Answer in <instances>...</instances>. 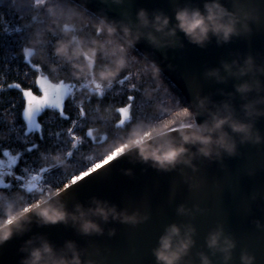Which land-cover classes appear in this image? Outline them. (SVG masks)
<instances>
[{
  "label": "clouds",
  "instance_id": "clouds-1",
  "mask_svg": "<svg viewBox=\"0 0 264 264\" xmlns=\"http://www.w3.org/2000/svg\"><path fill=\"white\" fill-rule=\"evenodd\" d=\"M42 3L46 5L43 22L33 27L21 52L42 66L49 65L53 71L59 65H67L68 73L58 74L55 78L49 76L52 83L75 79L107 86L128 72L143 81L141 95L152 102L151 113L156 116L167 114L162 119L133 116L130 123L122 125L117 115L120 105H105L99 109L100 114L120 130V135L100 148L96 160L102 162L115 153L114 159L134 156L157 170L171 171L181 164L195 169L198 157L222 161L225 154L237 155L241 144L264 143V133L257 127V121L264 117V79L260 78L264 76V58L258 62L256 54L248 53L242 58L237 54L231 61L223 60L222 67L206 72L207 76L220 82L227 79L224 72L229 76H250L235 85L244 101L240 106L241 116L234 103L235 93H228V99L219 103L209 95H198L188 104H174L161 64L148 52L140 56L135 54L136 45L142 39L157 49L183 47L185 38L201 48L207 47L213 39L218 45L230 43L234 37L251 33L252 24L264 18L255 0H231V6L225 0H203L202 6L198 0H185L175 7L174 18L163 9L141 7L136 11L135 19L93 13L86 3H65V0H42ZM86 26H90V31H82ZM49 34H59L52 42L51 54ZM51 56L59 64L52 63ZM201 115H206L202 121ZM127 116L128 109H125L124 117ZM93 131L107 134L104 125L95 126ZM51 162L64 168L71 167L63 151L51 153ZM80 172L71 174L68 181ZM126 174L131 175L132 170L127 169ZM67 191L63 184L46 187L43 191H29L27 187L13 191L0 189V245L30 232L34 223L71 225L81 235L95 236L103 235L105 225L111 221L135 226L150 219L148 212L129 211L99 197H92L87 206L76 203L69 208L63 198ZM197 211L204 210L199 205L195 209L185 204L177 208L181 215L194 216ZM255 223L258 228H264L260 220ZM116 232L115 227L107 229L109 236H115ZM196 233L197 227L192 223L167 225L152 248L155 264H196L190 258L196 245ZM206 245L213 255L222 254L224 264H231L238 241L220 224L209 231ZM20 252L24 253L20 264H103L77 241L68 239L58 247L42 233L25 240ZM197 255L198 264H214L207 252L200 251ZM239 259L240 264H256L255 254L246 248Z\"/></svg>",
  "mask_w": 264,
  "mask_h": 264
},
{
  "label": "water",
  "instance_id": "water-1",
  "mask_svg": "<svg viewBox=\"0 0 264 264\" xmlns=\"http://www.w3.org/2000/svg\"><path fill=\"white\" fill-rule=\"evenodd\" d=\"M71 3H86L93 13H106L110 18L135 19L136 11L145 7L149 10L163 9L173 16L175 7L185 0H67ZM201 4L203 0H198ZM231 6V0H225ZM264 14V0H255ZM249 34L234 37L230 43L218 45L213 39L207 47L201 48L186 38L183 47L153 48L146 40H140L135 52L151 54L163 67L164 79L176 90L184 104L195 101L197 96L209 95L217 103L228 99V93H235L234 103L238 114L243 116L244 103L235 85L250 76L236 77L223 74V82L209 77L210 68L222 67L223 60L231 61L235 55L241 58L248 53L257 55L258 62L264 58V18L252 24ZM183 35V34H181ZM171 65V67H169ZM264 79V76L260 77ZM184 94V96L179 92ZM251 95H255L252 93ZM206 115H201L202 121ZM257 127L264 133V117L257 121ZM238 139V137H237ZM198 165L181 164L171 171L157 170L150 164L140 162L134 156H122L109 165H103L100 173L85 178L64 194L68 207L76 203L88 205L92 197L106 199L127 208L140 209L150 213V219L139 225L111 221L105 225L103 235L84 236L71 225L56 224L41 226L33 224L32 230L23 236H16L0 245V264H20L24 253L20 247L29 237L45 234L58 247L68 239L88 249L89 254L103 261V264H155L152 248L167 225L175 222L181 225L192 223L197 227L196 245L191 259L199 262L198 252H207L214 264H224L222 254H212L207 248L209 231L222 224L226 233L238 241L231 264H240V253L248 249L256 256V264H264V228H258L255 221L264 223V143L241 144L235 156L224 155L223 160L198 157ZM131 169L132 174H126ZM195 209L199 205L204 211L195 215H181L179 205ZM117 229L115 236H109L108 228Z\"/></svg>",
  "mask_w": 264,
  "mask_h": 264
},
{
  "label": "trees",
  "instance_id": "trees-1",
  "mask_svg": "<svg viewBox=\"0 0 264 264\" xmlns=\"http://www.w3.org/2000/svg\"><path fill=\"white\" fill-rule=\"evenodd\" d=\"M65 3L71 2L65 0ZM45 11L46 5L42 3V0H0V28L10 22L15 23L17 19H19L20 24H22L24 28L18 35L13 34L3 38L2 46H0V88H6L8 83L20 82L24 86V92L31 91L33 93L32 89L29 88L32 80L36 79L38 83L40 76H45L49 79V76L55 78L58 74L68 73L70 71L67 65H59L58 69L53 71L49 65L42 66L39 61L27 57L21 52L33 27L43 22L42 14H45ZM82 31H90V26L84 27ZM49 35L51 42L48 47L51 54L52 42L59 38V34L56 36ZM135 54L138 55L136 52ZM51 61L52 63L59 64L54 56H51ZM29 64L32 65V68H35L36 71L32 70L28 66ZM9 68L12 69L11 73H9ZM25 72L28 73L27 76L24 75ZM44 73H48L49 75L46 76ZM129 75L131 76V80L128 84L126 83V85L114 89L116 98L109 102L101 103L97 101L93 104L88 103L89 97L100 96L103 92L115 88V86L119 84L120 78L111 85L102 86L98 84L101 87L100 90L90 92L88 87L92 84L88 83V80L71 79L70 81H65L66 84L75 85L74 94L72 93L65 99V101H72V103L66 106V112L73 116V126L78 125L75 132L69 130L62 135L59 134L62 129L70 126L69 121H63L59 118L57 114L59 110L46 108L44 115L38 117V119L43 122L45 136V140L40 141L38 133H35V131L39 129V125L36 129H31L33 133L25 136L23 133L26 131V121L22 120L20 117L17 118L15 113L5 111L3 117H0V143L4 144L5 147L11 146L14 152L16 151V155L19 156V150L27 146L24 141L27 140L31 143L35 140L39 144V148L36 152L27 153L26 159L29 161L30 165L39 169L41 173L47 169L51 170L46 177L36 181L37 185L43 190L46 187L59 186L61 184L60 181L68 180L71 174L77 171H84L90 168L94 163H100L101 161L96 160L100 148L105 145L109 139L120 135V130L114 128L110 120L104 119L99 111V109H102L105 105H119L122 99V97L118 95L119 91H123L125 88L131 87L132 85L136 86L137 93H128L138 95L137 105L133 109L136 118L162 119L166 117L167 114L161 113L156 116L151 113L149 106L152 102L143 99L141 95L143 81L138 80L135 74ZM25 80H27V83H25ZM165 82L172 94L173 103H183L177 92L166 80ZM6 97L15 98L18 105L22 103L20 94L17 91L4 92L3 96H0V99ZM166 102L165 99V103ZM81 104L86 110L82 114L77 113L76 107L74 106ZM18 112L19 108L17 109V113ZM60 113L63 115V111H60ZM119 117L121 120L125 118L124 114ZM21 125L24 127H21ZM97 125H104L107 134L100 135L94 132L93 128ZM56 151H63L66 154V158L71 165L70 168H64L51 162V153ZM17 171H19V169H17ZM19 183V180H12L9 187H2L0 189L13 191L17 188L24 187L18 186Z\"/></svg>",
  "mask_w": 264,
  "mask_h": 264
},
{
  "label": "snow or ice",
  "instance_id": "snow-or-ice-1",
  "mask_svg": "<svg viewBox=\"0 0 264 264\" xmlns=\"http://www.w3.org/2000/svg\"><path fill=\"white\" fill-rule=\"evenodd\" d=\"M24 30L23 25L20 24L19 19L16 20L15 23H8L4 27L0 28V46H2L3 38L8 35L13 34H20ZM32 70L36 71L35 68H32V65H28ZM43 70V69H41ZM12 72V69L9 68V73ZM25 76L28 75L27 72L24 73ZM131 80V76L128 73H123L120 77L119 84L115 86V88L103 92L100 96H92L88 98V103L93 104L97 101L103 103V102H109L112 99L116 98V94L114 93V89L120 88L122 85L128 84V82ZM25 83H27V80H25ZM66 84V82H62ZM73 87L75 85H72ZM29 88L32 89L33 93L39 97L42 95V90L40 88V85L37 83L36 79L32 80L31 86ZM17 91L20 94V100L21 104H17L15 98H3L0 99V117H3L5 111L9 113H15L16 117H20L22 120L26 121L25 118V112L28 107V97L25 96L24 92V86L20 82H13L8 83L6 85V88H0V96H3L4 92H12ZM128 93H137V88L135 85H132L131 87L125 88L123 91H119L118 95L122 97L120 102V108L118 109L117 115L122 116L125 112V109H128V116L123 118L121 120V124L130 123L132 117L134 116L133 109L136 107L138 102V95L135 94H128ZM72 103V101H65V104L63 106V115H61L60 111H57V114L59 118L63 121H69L70 126L62 129V131L59 132V134H63L65 132H68L71 130V132L76 131V127L78 125L73 126V116L68 114L66 112V106L68 104ZM76 107L77 113H84L86 110L84 109V106L81 105H74ZM19 108V112L17 113V109ZM45 108L37 109L34 112V120L36 122V125H39V129L35 131V133H38L39 140L44 141V129H43V122L38 119V117H42L45 113ZM48 109V108H47ZM21 127H24L21 125ZM175 130V129H173ZM33 133L32 130L29 127V123L26 121V131L23 133L25 136L28 134ZM24 143L27 145L23 149H20V155H16V151L14 152L13 148L11 146L5 147L4 144L0 143V160H5L8 155H12L15 157V162L12 165H9L5 168V170L0 171V186H3L5 188L9 187V183L7 181V177L11 176L13 181L19 180L18 186H24L29 189V191L33 190H40L43 189L40 188L36 181L43 179L46 177L51 170L47 169L44 170L43 173L36 167H33L29 164V161L26 159L27 153L36 152L39 148V144L33 140L31 143H29L27 140L24 141ZM82 146V145H81ZM116 156L114 153L113 156H109L106 159H103L101 163H94L90 168H87L84 171H81L79 175L73 176L71 181H68L67 179L64 181H60L61 184L64 185L65 188L68 190L71 189L73 186L79 185L85 178L90 179L92 177V174L95 173L98 175L100 173V170H102L103 165H109L111 162H113L115 159L113 158ZM19 169V171H17ZM31 174V175H30Z\"/></svg>",
  "mask_w": 264,
  "mask_h": 264
},
{
  "label": "rangeland",
  "instance_id": "rangeland-1",
  "mask_svg": "<svg viewBox=\"0 0 264 264\" xmlns=\"http://www.w3.org/2000/svg\"><path fill=\"white\" fill-rule=\"evenodd\" d=\"M140 56V55H139ZM88 83L92 84L88 87L90 91H99L100 86L94 81H89ZM38 84L42 90V95L37 97L36 94L31 91H25V96L28 97V107L25 112L26 121L29 123L30 129H36L38 125L34 120V112L37 109L42 108H54L59 111H62L63 103L69 95L74 94V87L70 84L64 83H52L47 77L40 76L38 80ZM176 91V90H175ZM178 94V93H177ZM15 157L12 155H8L5 160H0V171L5 170V168L9 165L14 164ZM101 163V162H100ZM7 181L10 184L12 181V177L8 176ZM3 186H0L2 188Z\"/></svg>",
  "mask_w": 264,
  "mask_h": 264
},
{
  "label": "bare ground",
  "instance_id": "bare-ground-1",
  "mask_svg": "<svg viewBox=\"0 0 264 264\" xmlns=\"http://www.w3.org/2000/svg\"><path fill=\"white\" fill-rule=\"evenodd\" d=\"M179 92L184 96V94L179 90ZM184 98L186 99V97L184 96Z\"/></svg>",
  "mask_w": 264,
  "mask_h": 264
}]
</instances>
